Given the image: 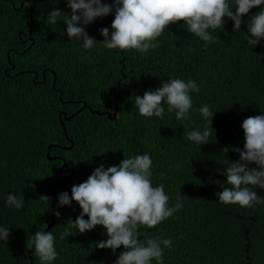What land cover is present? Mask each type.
<instances>
[{"label":"trees","instance_id":"1","mask_svg":"<svg viewBox=\"0 0 264 264\" xmlns=\"http://www.w3.org/2000/svg\"><path fill=\"white\" fill-rule=\"evenodd\" d=\"M262 7L250 9L237 31L225 18L222 29L209 30L220 40L206 49L183 22L171 24L157 39L159 47L143 55L100 44L86 50L70 40L62 20L47 23L54 8L70 14L66 0H0V227L10 232L0 241V264H40L29 249L36 231L55 237L52 264H115L123 246L115 253L97 248L107 239L102 226L84 233L73 228L60 239L81 209L75 202L58 206V197L71 196V187L101 164L107 168L143 154L151 157L152 184L165 186L169 206L178 190L184 196L181 210L154 228H140L141 239L171 238L164 264H264V203L241 208L220 203L217 195L228 187L220 174L225 158L237 161L231 149L243 150V120L264 114V39L251 47L246 39L250 17ZM113 19L110 14L87 25L88 36L102 41L99 30L111 34ZM176 78L199 87L191 93L187 127L166 103L163 120L140 116L135 96ZM83 105L63 121L67 140L58 114L70 117ZM204 105L214 112V132L198 146L187 131L206 127L199 112ZM62 166L64 173L52 172ZM254 191L264 198V189ZM9 193L23 195L22 209L6 205ZM48 194L49 201L41 198Z\"/></svg>","mask_w":264,"mask_h":264},{"label":"clouds","instance_id":"2","mask_svg":"<svg viewBox=\"0 0 264 264\" xmlns=\"http://www.w3.org/2000/svg\"><path fill=\"white\" fill-rule=\"evenodd\" d=\"M66 3L70 14L54 8L48 13L47 23L55 25L62 20L70 40L81 42L84 49L90 50L100 44L109 50H135L147 55L159 47L156 41L165 29L177 22H183L188 32L204 41L206 49L209 44L220 40L209 30L222 29L225 18L233 22L234 31L240 30L241 18L250 9L264 5V0H113L111 4L102 3V0H66ZM110 14H114L111 34L105 27L99 30L102 41L89 37L86 26ZM247 30L250 33V37H246L249 47L264 39V7L250 17ZM187 51L191 53L193 49L188 48ZM198 91L194 80L170 79L155 90H146L142 97L135 96V105L140 116L163 120L166 103L167 111L175 112L176 120L186 128L187 124L183 122L191 121V93ZM199 112L206 120V127L202 131H187V139L198 146L207 144L214 132L211 128L214 112L207 105L201 106ZM241 128L244 133L243 150L231 149L239 154L237 161L225 158L224 170L220 174L226 177L228 187L217 195L222 204L253 208L264 203V198L254 191L256 188L264 189V114L244 119ZM222 151L227 153L229 148ZM250 164L256 167L250 168ZM151 176L152 160L148 154L124 158L115 166L105 168L101 164L96 167L86 181L71 187V196L67 192L59 194L58 206H71L75 202L81 209L75 221L69 220L60 239L71 236L73 228L84 233L102 226L107 239L98 242L97 248H108L115 253L123 246L124 251L115 264H152V261L164 264V250L172 247L171 238L141 239L140 228H154L181 210L184 196L178 190L177 201L170 207L165 186L159 184L154 187ZM161 176L166 178L164 174ZM41 198L49 201L47 196ZM5 203L20 210L24 197L9 193ZM53 214L60 215L59 211ZM85 215L87 220L83 218ZM9 235V228L0 227V241L6 242ZM32 248L40 264H52L58 256L51 231H36L29 246Z\"/></svg>","mask_w":264,"mask_h":264},{"label":"water","instance_id":"3","mask_svg":"<svg viewBox=\"0 0 264 264\" xmlns=\"http://www.w3.org/2000/svg\"><path fill=\"white\" fill-rule=\"evenodd\" d=\"M31 27H32V22L30 23V30H31ZM29 33H31V31L29 32ZM10 69H14V66L13 65H11L10 66ZM54 80H55V77H54ZM85 107V105H83V107H81L79 110H77L74 114H72L70 117H67V115L64 113V112H60L59 114H58V119H59V122H60V125H61V127H62V130H63V133H64V136L67 138V140H68V137H67V134H66V129H65V127H64V124H63V121H69L71 118H73V116L74 115H76V114H78L83 108ZM70 143H71V146H72V141H69ZM48 148H50V147H48ZM67 149H70V147L69 148H67ZM49 160H52V159H50V158H48ZM52 172H58V173H64V171H63V166L62 167H60V168H56V167H53L52 168ZM73 173V170L71 171V174ZM49 199L51 198V197H49V194H48V196H47ZM54 206V204L52 205V207ZM53 212V211H52Z\"/></svg>","mask_w":264,"mask_h":264}]
</instances>
